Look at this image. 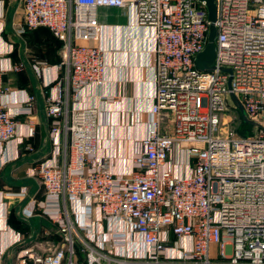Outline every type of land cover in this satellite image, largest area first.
<instances>
[{"label":"built area","instance_id":"obj_1","mask_svg":"<svg viewBox=\"0 0 264 264\" xmlns=\"http://www.w3.org/2000/svg\"><path fill=\"white\" fill-rule=\"evenodd\" d=\"M21 2L16 33L45 27L61 42L55 76L47 83L45 111L51 135L58 140L63 134L65 159L43 162L27 172L39 178L47 200L61 199V209L51 217L60 242L20 249L12 264H79L74 260L76 238L85 251L82 264H124L80 238L66 202L81 197L103 219L121 218L132 233L141 235L150 247L143 264H264V125L257 136L219 132V116L231 95L248 119L264 120V0H214L215 55L212 70L206 72L195 66L210 24L204 1ZM104 6L131 7L137 23L150 29L153 44L154 119L139 141L133 170L124 177H114L105 162L95 158L96 109L69 110L82 86L103 80L102 49L82 42L99 39L97 11ZM27 67L40 74L47 64L19 61L4 66L0 61V145L15 137L16 116L28 114L34 101L33 95H25L21 104L26 110L12 113L3 101L10 91L4 75ZM162 111L171 114L168 132L160 129ZM33 131L30 119L27 135ZM177 144L187 146L192 163L185 177L165 167ZM169 233L180 250L189 239L188 251L167 254ZM212 245L226 261L212 262ZM3 256L0 248V264Z\"/></svg>","mask_w":264,"mask_h":264},{"label":"crops","instance_id":"obj_2","mask_svg":"<svg viewBox=\"0 0 264 264\" xmlns=\"http://www.w3.org/2000/svg\"><path fill=\"white\" fill-rule=\"evenodd\" d=\"M21 0H0V61L4 66L19 61H44L37 74L30 67L19 72H7L4 83L10 88L3 101L12 113L25 109V95H33L34 101L28 114L16 116L15 137L0 145V248L4 250L3 263L15 258L18 250L46 241L48 245L60 242L57 226L51 217L62 207L61 199H46L45 191L37 176L29 169L43 162H63L65 147L63 134L57 140L50 133L51 119L46 115L47 86L55 76V64L59 61V41L45 27L17 34L22 22ZM101 32L97 41L83 44L98 45L104 54L105 71L101 83H87L80 88L77 97L69 102L73 108L93 107L97 111V150L95 158L114 177H124L133 170V159L154 115L151 113L155 90L151 31L136 21L131 7H99L97 11ZM21 105V106H20ZM34 129L27 135L28 121ZM161 131L171 127V114L160 113ZM191 159L187 146L177 144L168 156L165 167L174 175L188 176ZM34 207L32 212L29 209ZM66 208L74 220L81 239L98 252L124 264H143L150 247L141 235L132 233L121 218L103 219L98 209L85 197L66 202ZM25 221L26 229L18 230L7 222L9 213ZM167 254L178 255L188 251L190 240L182 241L183 249L174 246V236L169 233ZM52 243V244H51ZM80 239L76 238L74 260L85 261ZM218 246L210 247L212 262L226 261L218 255ZM102 264H108L105 260ZM114 264V263H113Z\"/></svg>","mask_w":264,"mask_h":264},{"label":"rangeland","instance_id":"obj_3","mask_svg":"<svg viewBox=\"0 0 264 264\" xmlns=\"http://www.w3.org/2000/svg\"><path fill=\"white\" fill-rule=\"evenodd\" d=\"M219 118V132L228 133L229 136H257L258 133H261V127L262 125H264V120H252L254 122H257V124L259 123V125H257L256 123L244 124L241 119L240 111L236 108L232 99L227 106V110L222 112ZM43 242L44 244L40 240L36 244H33L41 248L47 247L48 243L46 241ZM14 260L15 258L8 264H12Z\"/></svg>","mask_w":264,"mask_h":264},{"label":"water","instance_id":"obj_4","mask_svg":"<svg viewBox=\"0 0 264 264\" xmlns=\"http://www.w3.org/2000/svg\"><path fill=\"white\" fill-rule=\"evenodd\" d=\"M199 1L205 2L206 10H207V17H208V20L210 21V24L208 27L206 44H205L203 50L200 51L196 55L195 66H196L197 70L202 71V72H206V71L212 70L213 67L211 66V63H212V61L214 59V55H215V44H214V39H215V34H216V28L214 26L215 4H214V0H199ZM228 83L230 84V79H229ZM231 96H232V100H233L236 108L240 111L242 118L245 121H249L251 123H254L252 120H250L246 117L244 110H243V107H242V104L239 102V100L235 96H233V95H231Z\"/></svg>","mask_w":264,"mask_h":264},{"label":"trees","instance_id":"obj_5","mask_svg":"<svg viewBox=\"0 0 264 264\" xmlns=\"http://www.w3.org/2000/svg\"><path fill=\"white\" fill-rule=\"evenodd\" d=\"M37 28H39V27H37ZM37 28H35V29H37ZM50 33H51V32H50ZM51 34H52V33H51ZM52 36L55 37L53 34H52ZM55 38H56V37H55ZM56 39H57V38H56ZM57 41H59V40L57 39ZM60 49H61V42L59 41V47H58L59 61H60ZM59 61H58V62H59ZM240 115H241V114H240ZM241 119H242V122H243L244 124H252V123L249 122V121H245V120L242 118V116H241ZM7 222H8V224H9L10 226H12V227H14V228H16V229H18V230L24 231V230L26 229L25 221L22 220V219L17 218V217L15 216V214H14L13 211H11V212L9 213ZM57 234H58V233H57ZM58 237H59L60 240H61V237H60L59 234H58Z\"/></svg>","mask_w":264,"mask_h":264}]
</instances>
